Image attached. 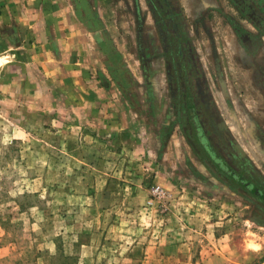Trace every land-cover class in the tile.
<instances>
[{
    "label": "rangeland",
    "instance_id": "1",
    "mask_svg": "<svg viewBox=\"0 0 264 264\" xmlns=\"http://www.w3.org/2000/svg\"><path fill=\"white\" fill-rule=\"evenodd\" d=\"M138 1L147 23L140 29L134 0L109 4L124 37L136 42V27L142 32L151 82L161 88L139 118L123 115V104L120 117L111 107L69 113V81L51 88L42 67L31 76L41 84L36 93L11 95L20 69L4 66L9 57L0 47V264H264V208L214 179L186 144L156 19L147 0ZM170 1L228 126L264 171L254 136L264 125V47L252 60L239 46L231 18H246L229 0ZM125 82L130 92L145 88L134 77Z\"/></svg>",
    "mask_w": 264,
    "mask_h": 264
},
{
    "label": "crops",
    "instance_id": "2",
    "mask_svg": "<svg viewBox=\"0 0 264 264\" xmlns=\"http://www.w3.org/2000/svg\"><path fill=\"white\" fill-rule=\"evenodd\" d=\"M109 2L111 0H0V47L9 57L4 66L15 64L14 67L20 69L12 80L17 90L7 92L17 98L26 92L36 93V87L41 84L33 77L42 67L43 76L54 83L51 88L57 89L59 82L64 81L59 78L69 81V113L84 117L88 111L97 115L102 107H111L118 110L120 117L123 104L122 108L129 109L123 115L137 118L138 111L148 109L149 94L158 96L161 88L154 82L156 78L151 82L150 76L147 81L141 69V57L135 45L140 31L136 27V42L131 36L124 37L118 30L122 26L113 23L111 14L115 6ZM134 16L138 24L136 8ZM140 26L138 24L139 29ZM12 49L15 50L12 54L17 55L16 61L10 60ZM90 77L92 79L88 80ZM132 77L143 81L145 88L128 91L124 84ZM85 82L89 83L90 90H86ZM55 89L50 93H56ZM123 94L129 99L124 100ZM225 104L230 108L226 101Z\"/></svg>",
    "mask_w": 264,
    "mask_h": 264
},
{
    "label": "flooded vegetation",
    "instance_id": "3",
    "mask_svg": "<svg viewBox=\"0 0 264 264\" xmlns=\"http://www.w3.org/2000/svg\"><path fill=\"white\" fill-rule=\"evenodd\" d=\"M149 1L147 0L148 5L156 19L158 37L155 40L162 47L161 57L165 64L170 105L177 110V124L184 134L186 144L199 162L211 172L214 179L222 180L229 188L242 193L247 198L255 199L264 208V171L254 164L249 154L238 144L231 127L226 125L227 119L219 102L213 96L206 76L197 67L195 52L187 32L188 27L181 20L172 1L162 0L161 3L160 0ZM229 1L247 19L231 18L230 26L239 46L254 60L253 58H257L264 47V0ZM155 5L161 6L162 22H158ZM160 26L164 32L163 36ZM262 63L264 65V60ZM259 70L261 85L258 88L264 96V75L262 76L264 67ZM146 80L148 81L147 78ZM191 89L197 90L194 98L182 94ZM175 91H181V94L177 96ZM225 101L234 114L233 101L231 104L230 98ZM186 108L189 114L186 113ZM188 122L193 123L195 127L188 128ZM203 122L207 123V130ZM256 132L254 136L264 155V125L258 126ZM192 137H196V140ZM200 142L205 145L207 143L214 153L211 152L212 154L209 155L205 150L203 152V148L207 149V146H202ZM236 144L245 154H241Z\"/></svg>",
    "mask_w": 264,
    "mask_h": 264
},
{
    "label": "trees",
    "instance_id": "4",
    "mask_svg": "<svg viewBox=\"0 0 264 264\" xmlns=\"http://www.w3.org/2000/svg\"><path fill=\"white\" fill-rule=\"evenodd\" d=\"M151 1V0H150ZM149 1V2H150ZM162 2V0H160V3ZM134 4H135V8H136V16H137V22H138V24L139 25H141L140 26V28L141 27H143V25H144V21H145V19H144V17H143V15H142V10H141V7H140V4H139V1L138 0H134ZM161 6H158V5H155V9H156V16H157V18H158V22H162L163 21V16H162V13H161V8H160ZM142 30V29H141ZM160 32H161V36H163L164 35V32H163V30H162V26H160ZM142 35V32L140 31L139 32V36H141ZM144 46H143V42H142V40H141V37H139V49H140V57H141V63H142V65H143V70H144V73H145V77L149 80V78H150V76H151V74L149 73L150 72V70H149V67H148V63L150 62V60L148 59V56H147V58L145 57V53H144ZM198 67V66H197ZM187 92L186 93H182V94H185V96L187 95V96H191V97H193L194 98V96L197 94V90L196 89H191V90H186ZM198 92H199V90H198ZM175 94H177V96L179 95V94H181V91H175ZM186 113H188V109L186 108ZM189 114V113H188ZM192 120V119H191ZM193 123H190V122H188V128H193V127H195V125L193 124ZM203 126L205 127V129L207 130V123L205 124V122H203ZM193 139L195 138V140H196V137H192ZM200 144L202 145V146H207V149L206 148H203V152H204V150H205V152H207V153H209V155L210 154H212V153H214L211 149H210V147H209V145L206 143V145L205 144H202L201 142H200ZM236 147L237 148H239L240 150V152H241V154H245V152H243L242 150H241V147L238 145V144H236ZM199 149V148H198ZM202 149V148H201ZM212 152V153H211ZM207 157H209V156H207ZM219 159V158H218ZM223 159V158H222ZM219 160H221V159H219Z\"/></svg>",
    "mask_w": 264,
    "mask_h": 264
},
{
    "label": "built area",
    "instance_id": "5",
    "mask_svg": "<svg viewBox=\"0 0 264 264\" xmlns=\"http://www.w3.org/2000/svg\"><path fill=\"white\" fill-rule=\"evenodd\" d=\"M155 191H156L157 193H159V194L161 193V191H160V188H159V187H157Z\"/></svg>",
    "mask_w": 264,
    "mask_h": 264
},
{
    "label": "bare ground",
    "instance_id": "6",
    "mask_svg": "<svg viewBox=\"0 0 264 264\" xmlns=\"http://www.w3.org/2000/svg\"><path fill=\"white\" fill-rule=\"evenodd\" d=\"M247 182H248V180H247Z\"/></svg>",
    "mask_w": 264,
    "mask_h": 264
}]
</instances>
